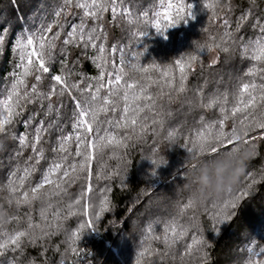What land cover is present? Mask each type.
I'll use <instances>...</instances> for the list:
<instances>
[{
	"label": "snow or ice",
	"instance_id": "6c2138e0",
	"mask_svg": "<svg viewBox=\"0 0 264 264\" xmlns=\"http://www.w3.org/2000/svg\"><path fill=\"white\" fill-rule=\"evenodd\" d=\"M250 4L256 7L257 0H250ZM202 5L214 19L220 18L225 8L229 11L232 9L231 0L228 3H222V0H202ZM73 8L82 10L80 23L73 24L71 30L67 31L62 41L64 47L61 48V54L65 59L60 62V73L51 75L52 83L49 90L43 91L40 85L45 74L51 73L57 41L64 30L62 18L71 15ZM109 11L112 22L123 21L133 29L130 35L137 45L142 43L141 38L147 36L151 29L165 35L169 29L181 23L187 24L189 19H195L193 5L187 3V0H155L151 10L139 14L126 7L125 0H60L54 9V19L51 22L41 23L33 31L26 29L16 38L13 47L17 54L16 70L11 73L10 84L0 98V139L11 134L12 125L30 104H39L43 110L47 102L45 115L55 112L57 120L48 122L47 127L42 120L35 128L31 142L28 133L19 137L13 136L14 139H18L20 146L17 156L22 155L23 150L28 147H31L33 155L27 158L23 167L18 166L10 173L7 182L0 185V193H6L4 199L9 206L15 205L19 208L21 205H27L31 208L33 202L39 201L40 209L39 222H34L32 216L28 215L24 222L26 227H20L19 216H8L5 211L3 217H0V256H5L9 252L18 254L9 261V264H23L21 258L25 255L26 245L42 247L40 256H45L47 247L41 242L63 231V221L76 215L77 210L84 216L98 220L101 214L110 209L107 193L112 189L108 187L104 189L105 195L99 200L98 211L89 213L87 210L97 207L91 202L94 192L91 183L92 162L102 157L106 149L111 150L115 156L117 150L127 149L132 143L145 141L150 133L156 137L160 136L165 126V117L172 114L166 110L163 101L166 98L167 103L171 104L187 91L188 75L194 70L199 53L205 48L208 51L220 49L224 53H229L239 45L241 57L249 60L251 65L244 73L247 79L242 78L232 94L230 107L227 93L214 94L205 100L203 91L198 90L197 100L188 101L190 109L197 107L210 110L218 107L220 114L218 119L211 121L206 120L203 115L200 117V128L196 129L194 134L190 132L186 138L185 147L190 157L235 152L241 141V132L243 143L252 148V156L256 155L258 144L264 142V19L257 17L252 22L251 26L258 30V35L254 39L245 40L239 35L251 20V8L238 17L234 29L230 27V19L224 18L220 25L224 29L222 33L217 36L210 35V42L207 44L194 41L195 51L181 56L174 63L163 65L155 61L142 64L141 57L144 56L146 48L142 51H131L130 44L119 48L113 45L109 49L103 25L104 15ZM89 20L93 22L91 26L88 24ZM54 28L59 30L54 32ZM7 34L6 28L0 33V47L6 43ZM69 47L82 49L85 58L98 70V75L90 77L70 70L67 64ZM89 49L95 54L88 56ZM218 60L217 55L213 57L212 63L215 64ZM73 75L80 76V79L72 81ZM29 77H34L35 80L30 88ZM153 87L157 89L155 92L152 91ZM66 94L73 100L75 110L72 132L63 134L62 128L57 129L60 108L63 105L61 103L56 106L53 98L60 101ZM35 115L36 113H33L24 121L26 128L31 126ZM229 120L232 121L231 129L226 131ZM52 129L61 132L52 147L54 159L40 181L31 186L30 177L37 170L40 161L45 159V150L38 145H42L43 134ZM179 135L178 129H172L167 132L165 139L173 142ZM73 143L74 153L71 151ZM119 158L123 159V156ZM152 163L157 165L158 161L153 159ZM186 172L183 173L185 181ZM259 175L260 179L264 180V169ZM256 176L255 173H249L243 187L235 192L233 189L228 190L226 192L228 195L224 198L197 199L195 195L190 196L180 207L178 217L155 222L163 225L159 234L156 232L155 224H149L135 264H152L153 255H158L161 260L169 255L175 259L177 243L184 241L189 233H192L191 242L185 244L184 252L179 257L181 264H196L197 261L199 264H207L208 253L205 248L211 245L204 236L200 209L202 208V214L208 217L210 230L218 235V225L234 218L238 202L258 183ZM125 177L126 173L125 176H121L119 168L107 175L103 174V170L96 174L97 180L120 179L122 185ZM77 182H83L81 192L76 199L65 204L64 199L68 196L69 188ZM86 199L88 203H84ZM209 203L211 207L208 206ZM189 212L191 215H188ZM184 217L187 219L182 223L181 219ZM11 221H16L17 227L9 231L6 225ZM85 228H94L91 218L80 223L75 231L67 235L64 241L67 248L59 264H65L68 252L79 254L76 244L80 241ZM153 242L163 244V250L154 247ZM55 251H60L59 246ZM248 252L249 256L244 264H264V244L259 246L258 250L254 245ZM27 264L38 262L33 257ZM44 264H47V261H44Z\"/></svg>",
	"mask_w": 264,
	"mask_h": 264
},
{
	"label": "trees",
	"instance_id": "16d2710c",
	"mask_svg": "<svg viewBox=\"0 0 264 264\" xmlns=\"http://www.w3.org/2000/svg\"><path fill=\"white\" fill-rule=\"evenodd\" d=\"M60 0H0V33L3 29L8 30L6 43L0 47V98L5 88L10 84L11 73L16 70L17 54L13 51L16 38L28 31L37 29L41 23H49L54 19V9ZM229 0H222V3H228ZM155 0H125V6L130 7L135 13L139 14L145 10H151L154 7ZM187 3L193 5V15L195 19H189L187 24L181 23L178 27L169 29L165 35H160L154 29L149 34L142 37V43L137 45L132 39L130 33L133 29L129 28L123 21L112 22L111 11L105 13L103 25L107 33V46L110 49L113 45L118 48L131 44V51H142L146 48L144 56L141 57L142 64H148L153 61L163 65L174 63V61L189 52L196 50L194 41L199 44L210 42V35L217 36L224 31L222 25L223 19L228 18L231 21V28H235L236 20L246 10H252V17L248 25L244 27L239 34L245 40L254 39L258 35V30L251 25L257 18L264 19V0H257V6L253 7L250 0H231L232 9H224L220 18H212L206 9H203L202 0H187ZM82 10L73 8L72 14L63 17L64 30L61 38L57 41L55 49V61L51 65V73L45 74L41 90L48 91L52 83L50 77L52 74H59L61 70V61L65 59L61 54V48L64 47L62 41L71 30L73 24L80 23ZM89 20V26L92 25ZM59 28H54L57 31ZM51 35V34H50ZM165 36L167 37L165 39ZM67 64L68 68L74 73H84L87 76L95 77L98 70L93 63L85 58L84 51L80 48H68ZM95 53L89 49L87 55ZM219 60L213 64V57L217 56ZM251 62L241 57L239 45L233 51L224 53L220 49L208 51L207 48L199 53V60L195 63L193 71H190L186 82L187 91L179 99L168 104L167 99L163 101L167 111L171 116L165 117V126L161 130L159 137L151 135L146 137L145 141L132 143L127 149L117 150L114 156L111 150H105L102 157L92 162V204L97 205L95 209H87L89 213L98 211L99 200L105 195L104 189L110 187L112 190L107 195L110 200V209L100 215L96 220L91 216H84L80 210L77 214L68 217L63 221L64 230L58 235L52 236L41 242L47 247L45 256L41 257L42 247H32L26 245L25 255L21 258L23 264L31 258H36L38 264H59L62 254H64L67 245L64 241L67 235L75 231L80 223H84L90 218L93 221L94 228H85L80 241H77L76 247L79 254L67 253L65 264H135L136 256L141 249V241L144 239L146 228L149 224H155L156 232L162 231V223L156 224V221H164L173 217H178L179 209L192 196L191 190L185 187L186 181L183 179V173L187 171L190 154L187 152V136L191 132L200 128V117L203 115L206 120H215L219 118L218 107L207 110L192 107L190 109L188 101L197 100V91L202 90L204 99L219 94L227 93L229 97V107L232 102V94L236 91L244 73L250 67ZM80 76L73 75L72 81H77ZM257 77V83H259ZM35 83L34 77L28 78L29 88ZM157 89L152 88L155 92ZM78 95V93H74ZM53 103L63 107L60 108V115L57 122V129L62 128L63 134L72 132L73 112L75 104L67 94L57 101L53 98ZM47 102L44 109L41 110L39 104H30L27 106L23 115L19 116L12 125L11 134L7 138L0 139V185L5 184L12 171L18 166L23 167L27 158L33 155L31 147L23 150L22 155L17 156L20 151L18 139L22 134H29V141L35 134L34 130L43 120L44 126L48 122L57 120V115L53 112L51 115H45ZM36 113L30 127L26 128L24 121ZM232 121L227 122L226 131L231 129ZM52 129L43 134L42 145L45 150V159L37 165V170L30 177L31 186L38 183L54 159L52 147L61 132ZM172 129H178L180 135L175 141L170 142L165 139L167 132ZM231 146H228L230 148ZM227 150V149H225ZM74 153L75 144L71 146ZM123 156V159L119 157ZM209 156H205L208 158ZM79 159V158H77ZM158 161L157 165L152 160ZM119 168L121 176L126 177L124 184L120 179H96V174L103 170L107 175ZM264 169V142L259 143L256 149V155L250 157L246 162L243 172L240 174L237 184L233 191L242 188L249 173L257 174L258 183L249 190V194L238 202L235 210L236 214L231 221L218 225L219 234L210 230V224L207 215H203V209H200V220L204 228L205 239L211 245L206 247L208 253L207 264H244L248 258V249L255 245L264 244V180L260 179V171ZM77 182L68 190V196L65 197V204L69 200H74L81 192V184ZM28 182H26V187ZM6 193H0V207H2L8 216H19L21 220L20 227H26L27 216L31 215L34 222H39L40 202H33L31 208L27 205H21L16 208L15 205L9 206L4 199ZM223 193L220 197H227ZM55 199V198H54ZM84 203H88L87 199ZM211 207L210 203L208 205ZM191 215V212L188 213ZM187 217L181 219L185 222ZM17 227L16 221H11L6 225L7 230L11 231ZM191 235L184 241L177 243L175 248V259L169 255L161 260L158 255L151 257L152 264H181L179 257L184 252L186 243L191 242ZM154 247L163 250V244L153 242ZM59 246L60 251H55ZM18 254L11 252L5 256H0V264H9ZM199 264V261L196 262Z\"/></svg>",
	"mask_w": 264,
	"mask_h": 264
},
{
	"label": "clouds",
	"instance_id": "9594fccd",
	"mask_svg": "<svg viewBox=\"0 0 264 264\" xmlns=\"http://www.w3.org/2000/svg\"><path fill=\"white\" fill-rule=\"evenodd\" d=\"M177 25L176 27H178ZM235 152H220L205 158L206 155L190 157L185 173V187L191 190L197 199L220 197L230 189H234L246 162L252 156V148L241 141ZM5 210L0 207V217Z\"/></svg>",
	"mask_w": 264,
	"mask_h": 264
}]
</instances>
